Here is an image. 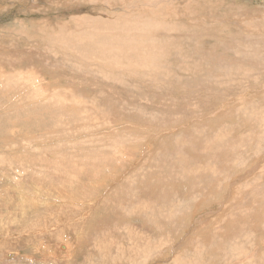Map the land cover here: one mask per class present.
<instances>
[{
  "label": "rangeland",
  "instance_id": "374dc122",
  "mask_svg": "<svg viewBox=\"0 0 264 264\" xmlns=\"http://www.w3.org/2000/svg\"><path fill=\"white\" fill-rule=\"evenodd\" d=\"M0 264H264V0H0Z\"/></svg>",
  "mask_w": 264,
  "mask_h": 264
},
{
  "label": "bare ground",
  "instance_id": "6f19581e",
  "mask_svg": "<svg viewBox=\"0 0 264 264\" xmlns=\"http://www.w3.org/2000/svg\"><path fill=\"white\" fill-rule=\"evenodd\" d=\"M243 1V0H242ZM102 2V1H101ZM187 17V16H186ZM220 18V17H219ZM189 20V19H188ZM14 37H15V35H14ZM25 39V38H24ZM173 42V41H172ZM14 43V42H13ZM6 44V43H5ZM38 48V47H37ZM175 49V48H174ZM2 53V52H1ZM177 53V52H176ZM5 55V54H4ZM8 55V54H7ZM9 56H10V54H9ZM15 67V66H14ZM6 71V70H5ZM32 71V70H31ZM30 72V71H29ZM34 72V71H33ZM14 73V72H13ZM25 74V73H24ZM10 75V74H9ZM3 76V75H2ZM25 76V75H24ZM3 78V77H2ZM8 78V77H7ZM24 79V78H23ZM35 80V79H34ZM31 81V80H30ZM26 82V81H25ZM17 84V83H16ZM7 85V84H6ZM9 88V87H8ZM34 93V92H33ZM33 95V94H32ZM36 96V95H35ZM34 96V97H35ZM231 101V100H230ZM93 114H96V113H93ZM218 120V119H217ZM214 121V120H213ZM222 121V120H221ZM29 137V136H28ZM7 143V142H6ZM7 146V145H6ZM9 146V145H8ZM17 152V151H16ZM254 163V162H253ZM10 177V176H9ZM9 181H11V180H9ZM9 183V182H8ZM217 183V182H216ZM229 183V182H228ZM13 184H14V182H13ZM218 184V183H217ZM227 184V183H226ZM105 185V184H104ZM112 185V184H111ZM225 185V184H224ZM229 185V184H228ZM64 187V186H63ZM20 188V187H19ZM211 188V187H210ZM21 189V188H20ZM106 189V188H105ZM105 191V190H104ZM28 193V192H27ZM47 196V195H46ZM193 197V196H192ZM211 197V196H210ZM216 197H218V196H216ZM98 199V198H97ZM200 199V198H199ZM41 200V199H40ZM37 201V200H36ZM210 203V202H209ZM196 204H197V202H196ZM207 204V203H206ZM198 205V204H197ZM197 205H195V206H197ZM138 206V205H137ZM215 206V205H214ZM200 208V206L197 208V209H199ZM117 209V208H116ZM201 209V208H200ZM144 211H145V209H144ZM196 211H198V210H196ZM205 211V210H204ZM225 211V210H224ZM34 212V211H33ZM71 212V211H70ZM193 213H194V211H193ZM196 213V212H195ZM211 214V213H210ZM238 214V213H237ZM190 215H192V214H190ZM194 215V214H193ZM205 215V214H204ZM207 218V217H206ZM198 219V218H197ZM155 223V222H154ZM157 223V222H156ZM156 223H155V225H156ZM160 224V223H159ZM200 225V224H199ZM202 229V228H201ZM200 229V230H201ZM45 232V231H44ZM25 233V232H24ZM148 236V235H147ZM119 238V237H118ZM150 238V237H149ZM44 240V239H43ZM50 240V239H49ZM149 240V239H148ZM136 241V240H135ZM51 242V241H50ZM44 243H45V241H44ZM64 243V242H63ZM99 243H101V241H99ZM41 244V243H40ZM52 245V244H51ZM66 245V244H65ZM64 244H62L61 246H65ZM67 246V245H66ZM50 247V246H49ZM51 248V247H50ZM52 249V248H51ZM124 251V250H123ZM126 251H127V249H126ZM127 254V253H126ZM118 255V254H117ZM10 259V258H9ZM116 259V258H115ZM36 260V259H35ZM52 261V260H51ZM116 262V261H115Z\"/></svg>",
  "mask_w": 264,
  "mask_h": 264
}]
</instances>
